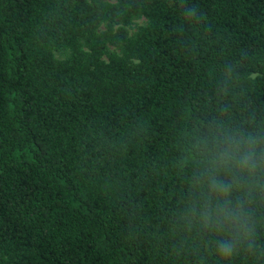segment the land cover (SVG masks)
Segmentation results:
<instances>
[{
  "label": "trees",
  "instance_id": "1",
  "mask_svg": "<svg viewBox=\"0 0 264 264\" xmlns=\"http://www.w3.org/2000/svg\"><path fill=\"white\" fill-rule=\"evenodd\" d=\"M215 127L264 141V0H0V264H264V192L251 251L198 222Z\"/></svg>",
  "mask_w": 264,
  "mask_h": 264
},
{
  "label": "clouds",
  "instance_id": "2",
  "mask_svg": "<svg viewBox=\"0 0 264 264\" xmlns=\"http://www.w3.org/2000/svg\"><path fill=\"white\" fill-rule=\"evenodd\" d=\"M187 151L185 163L197 166L196 184L203 193L198 222L226 234L216 242V254L228 259L241 245L251 251L256 231L253 194L264 192V141L243 129L215 127L197 135Z\"/></svg>",
  "mask_w": 264,
  "mask_h": 264
}]
</instances>
